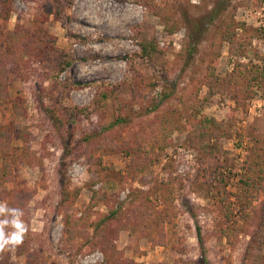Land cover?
Listing matches in <instances>:
<instances>
[{
	"label": "rangeland",
	"instance_id": "1",
	"mask_svg": "<svg viewBox=\"0 0 264 264\" xmlns=\"http://www.w3.org/2000/svg\"><path fill=\"white\" fill-rule=\"evenodd\" d=\"M0 202V264H264V0H0Z\"/></svg>",
	"mask_w": 264,
	"mask_h": 264
},
{
	"label": "trees",
	"instance_id": "2",
	"mask_svg": "<svg viewBox=\"0 0 264 264\" xmlns=\"http://www.w3.org/2000/svg\"><path fill=\"white\" fill-rule=\"evenodd\" d=\"M225 38H226L227 41L233 42V38L229 34ZM28 41H29V39L26 41V45H23V43L21 44V46H23V48L25 47L24 50H25L26 54L30 53L29 45H32L31 44V40L29 41V43H28ZM143 48L145 50V52L143 53V56L145 58L148 57V58L153 59L154 56H155L156 50L148 51V46L147 45H143ZM55 53H57V50H55ZM50 55H52V52L49 54V56ZM36 58L38 59V53H37V57ZM67 65H69V63H67ZM228 136H231V133L226 130L225 125L222 124V123H218L215 119H213V120H207L205 122L202 121V122L198 123V128H197L195 134L192 135L191 139L193 140V142H194L193 144L196 147L203 148V149L206 150V149H208L209 147H211L213 145L211 143L213 141V139H216L217 141H221L222 138H226ZM198 137H200V138H198ZM215 145L217 147L215 149L213 148L212 152L204 153L205 154L204 163H207V165L209 167H214L215 166L216 159H217L216 155L218 156V153L221 152V157L224 156L223 152L220 151L221 147L219 145V142L216 143ZM214 150L216 151V155H215V151ZM218 157L220 158V156H218ZM112 212H113L112 216L115 215V211H112ZM67 224L69 225L70 222L67 221Z\"/></svg>",
	"mask_w": 264,
	"mask_h": 264
},
{
	"label": "clouds",
	"instance_id": "3",
	"mask_svg": "<svg viewBox=\"0 0 264 264\" xmlns=\"http://www.w3.org/2000/svg\"><path fill=\"white\" fill-rule=\"evenodd\" d=\"M23 217L21 208L9 207L6 202H0V253L14 251L23 244L29 231Z\"/></svg>",
	"mask_w": 264,
	"mask_h": 264
}]
</instances>
